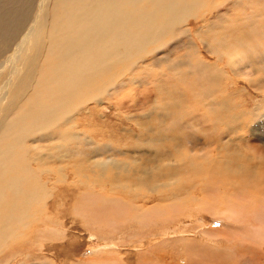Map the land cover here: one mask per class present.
Instances as JSON below:
<instances>
[{"label":"rangeland","instance_id":"374dc122","mask_svg":"<svg viewBox=\"0 0 264 264\" xmlns=\"http://www.w3.org/2000/svg\"><path fill=\"white\" fill-rule=\"evenodd\" d=\"M6 1L0 0V48L8 50L13 44L11 22H15L16 29H26L37 0H32V3L19 0L14 7L7 6L5 9L3 4ZM217 2L218 0H202L197 10L190 11H196V18L191 17V25L189 24L193 30L192 37L199 32L197 35L201 38V32L205 35L208 29L212 36V33H217L220 29V25L211 17L216 9L209 11L213 6H218ZM202 11L206 13L200 14ZM239 12L241 9L228 15L229 20ZM259 18L264 21V16ZM193 19L199 21L194 22ZM176 32L177 29H174L173 35ZM254 36L260 46L259 36ZM175 39L177 52L174 54L164 55L160 53L161 46H158L155 47L157 60L140 61L144 64H149L150 61L153 66H143L147 71L143 72L137 84L121 89L107 104L88 106L93 110L92 117L79 116L74 127H64L76 140L69 145L68 152L53 151L52 153H62L67 157L42 167L45 171L40 176L45 186V201L47 198L48 201L53 198L56 200L57 215H51V221H48L37 214L36 221L17 237L18 242L7 241L0 252V264H160V259L161 264H189V261L191 264H217L221 260L225 264L224 259L227 258V263L230 261V264H264V219L253 221L256 223L250 226L243 223L242 215L229 218L222 214V210L225 214L231 213L223 209L224 203L220 199L223 194L229 196L233 192L232 183L234 185L240 179L244 180V170L240 171L243 167L252 168L253 179L258 178L256 175H264V106H261L264 102V67L253 73L248 71V67L236 71L230 68L233 70L230 73L229 69L220 67L216 58L204 53L198 40L194 43L184 36ZM181 45H184L183 48H179ZM191 47L198 60L193 58ZM150 49L151 47L148 48ZM254 49L264 51L259 47ZM252 53L258 54V51ZM6 54V51L0 49V61ZM191 64H194L192 69L189 67ZM141 66L137 65L133 72L139 71ZM257 67L259 65L251 66ZM232 80H236L235 85ZM2 81L0 78V82ZM233 89L238 92L233 93ZM20 90L12 89L10 95L13 97ZM29 93L30 90L23 91V94ZM183 107L185 109L182 111ZM4 118L6 117L1 120ZM42 133L45 131L37 132ZM32 138L38 137L32 134ZM54 144L57 143L48 144L45 139L38 138L32 146H43L44 148L35 152L47 154L50 152L49 147ZM22 145H26V142L23 141ZM99 148L105 151H100ZM244 154L252 157V160L246 159ZM70 155L79 159L77 164L72 163ZM181 156H188L192 162L202 167L208 163L211 166L224 165L223 167L230 169V174L233 173L229 180L223 179L220 172H217L215 177H211V181L203 182L214 189L216 199L207 201L201 197L196 201L208 202L207 205L212 207L210 212L198 208V202L192 201L179 206L176 219H169L167 223L156 222L147 227L135 226L131 221L126 220L125 223L118 219L109 220L107 225L102 221L98 226L92 224L86 214L82 215L91 211L87 202H91L95 195L107 199L109 196L124 198L122 202L127 205L124 213L128 216L135 214L137 210L145 211L168 205L169 203L161 200L160 194L149 192L140 186V180L146 177L134 169L140 164L152 174L156 166ZM111 159L118 161L116 163L122 164L124 168L127 167V171L94 166L97 161L110 162ZM235 166L238 167L237 170ZM233 167L238 175L234 173ZM99 169L101 173L98 178L95 171ZM114 174H120L119 185H113L110 181ZM35 176L37 178L36 174ZM261 179L258 178V182L262 184L261 191L254 196L256 202L264 201V178ZM107 182L108 186H103ZM33 186L37 189L36 185ZM253 192L255 191H249L247 196L252 195L253 198ZM196 193L198 194L197 189L192 191V194ZM261 195L263 198L259 199ZM75 197L77 201L74 203ZM74 204L79 209L78 214ZM41 208L43 215L48 216L49 211L44 206H33L36 211ZM218 208L220 216L213 214ZM234 209L238 215L240 212L235 207ZM153 215L151 214V218ZM52 216L55 217L54 220ZM105 226L108 227L107 230L101 228ZM166 227L170 229L169 232L161 231ZM247 236L250 237L246 238Z\"/></svg>","mask_w":264,"mask_h":264},{"label":"bare ground","instance_id":"6f19581e","mask_svg":"<svg viewBox=\"0 0 264 264\" xmlns=\"http://www.w3.org/2000/svg\"><path fill=\"white\" fill-rule=\"evenodd\" d=\"M18 1L7 0L3 5L5 9L7 6L12 8ZM28 1L32 3V0ZM210 1L213 2V0ZM200 2L202 0H37L33 16L29 19L26 29L22 27L16 29L15 22H11V29L14 31L12 47L8 50L0 48L7 52L0 61V78L3 80L0 82V252L3 247L5 248L7 241L11 243H15L14 240L19 241L17 237L36 221L37 214H40L43 220L48 219V221H51V215H57L56 200L50 198L51 200L48 201L47 198L48 202L45 201L46 191L40 176L45 171L42 167L67 157H64L62 153L52 152L69 151V145L76 140L75 136L67 133L64 127H74L79 116L92 117L93 110L88 106L107 104L108 100L111 97L114 98L121 89L137 84L143 72L147 71L143 66L152 68L150 61L158 59L155 47L161 46L160 53L164 55L174 54L177 52L175 38L184 36L194 43L198 40L204 53L216 58L220 62V67L229 69V72L233 73V70L248 67V71L253 73L264 67V51L254 49L256 47L264 49V41H262L264 21L259 18L264 16V0H218V6H213L209 11L216 9L211 17L215 23L220 25V29L217 33H212V36L209 29L206 30L205 35L201 32V38L197 35L199 32L192 37L193 30L189 27L190 18H196V11H190L197 10ZM237 9H241L240 14L229 20L228 15ZM203 11L199 13L202 15L206 13ZM193 21L198 22L199 19H193ZM174 29H177L176 35H173ZM202 30H204L203 27ZM255 34L259 36L260 46ZM149 47H151L150 50H148ZM191 50L193 58L196 59L192 47ZM254 51H258V54H253ZM146 60H150L149 64L140 62H146ZM137 65L142 66L134 73ZM253 65H259V67L251 68ZM193 66L194 64H191L189 67L192 69ZM235 81H231L233 85ZM12 89L21 90L12 97L10 95ZM24 90H30V93L23 94ZM232 92L235 93L238 90L233 89ZM263 103L261 106H264ZM79 107L81 109H78ZM184 109L183 107L182 111ZM243 112L242 110L241 113ZM3 117L6 118L1 120ZM42 130L45 133L37 134ZM32 134L45 139L48 144L49 142L57 144L50 146V152L47 154H36L38 149L44 147L32 146L38 139H33ZM23 141L26 145H22ZM99 150L105 151L103 148ZM243 156L252 160V157L246 154ZM70 157L72 163L77 164L79 159H75L72 155ZM105 159L109 161L107 157ZM136 161L140 162L137 159ZM116 162L118 161L112 159L110 162L103 160L93 165L99 168L108 166L115 171L116 169L127 171V167L124 168L125 166ZM167 163L165 161L164 164L156 166L158 169H152V174L144 170L140 164H137L134 170L146 177L140 180V186L149 192L160 194L161 200L169 203L168 205L145 211L137 210L135 214L128 216L124 213L127 205L122 202L124 199L122 196L123 199L113 196L107 199L95 195L91 202H87L91 211L88 210L82 215L86 214L92 224H98V226L102 221L107 225L109 220L118 219L122 222L131 221L135 226L147 227L156 222H169V219L175 218L179 213V206L192 201L198 202V208L210 212L212 207L207 205L208 202L196 201L201 197L207 201L216 199L214 189L210 184L203 182L211 181V177H215L217 172H220L223 179L228 178V180L233 174H230V169L223 167L224 165L211 166L208 163L207 166H199L188 156L175 157ZM243 168L240 171L244 170V180L242 178L234 185L231 182L233 192L229 196L222 193L220 198L224 203L223 209L235 215L225 214L223 210L222 214L228 215L229 218H234L232 216L238 218L242 215L243 223L251 226L256 223L253 221L264 219V201L256 202L254 199V196L261 191L262 184L258 181L262 180L264 175H256L259 180L258 178L253 179L252 168ZM100 173V169L95 171L98 178ZM234 173L238 175L235 169ZM119 175L114 174L110 177L113 185H119ZM33 185L37 186L38 191ZM103 186L107 187L108 182ZM255 188L256 190H253ZM196 189L198 194H192V191ZM251 190L255 191L253 198L252 195L247 196ZM260 198L263 196L261 195ZM74 200L75 203L76 197ZM37 204L40 207L44 206L49 211V215H43L42 208L40 211L34 210L33 206ZM234 207L240 213L245 211L246 214L238 213L237 215ZM74 208L78 214L79 209L75 204ZM151 214H154L152 218ZM213 214L219 215V208ZM101 228L107 230L108 227ZM168 230L170 229L166 227L161 231L165 233L169 232ZM248 237L250 236L246 238ZM217 256L220 258V255ZM224 260L225 264H230V261L227 263L228 258ZM223 263L221 260L217 264Z\"/></svg>","mask_w":264,"mask_h":264}]
</instances>
